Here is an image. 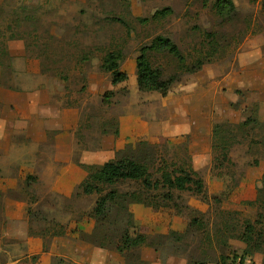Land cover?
Masks as SVG:
<instances>
[{"label":"rangeland","instance_id":"obj_1","mask_svg":"<svg viewBox=\"0 0 264 264\" xmlns=\"http://www.w3.org/2000/svg\"><path fill=\"white\" fill-rule=\"evenodd\" d=\"M216 1L0 0V96L7 118L13 116V104L2 92L33 93L34 108L51 109L44 130L33 123V137L18 129L13 145L0 147V182L13 178L26 183L27 190L22 189L27 195L19 198L32 202L30 217L39 221L31 232L59 220L91 217L99 197L84 195L80 188L88 167L139 158L152 162L154 180L163 170L195 172L191 175L202 180L207 198L193 193L195 185L190 191L173 190L181 214L174 206L134 204L120 231L104 221L98 233H107L115 243L126 227L134 236L146 233L163 262L175 258V264H191L220 253L240 262L245 245L228 237L241 233L245 220L264 214V209L248 205L256 200L264 177V0H233L237 14L230 20L218 15ZM165 8L171 13L153 19ZM157 37L170 39L187 65L204 61L194 73L181 71L180 81L166 94L141 91L137 82V58ZM111 51L122 53L121 71L128 75L116 86L103 69ZM149 57L166 76L177 73L179 62L168 53L152 51ZM216 125L224 126L221 136ZM58 143H66L67 151ZM142 143L150 151L141 150ZM59 171L70 181L63 188L68 195L54 190ZM140 189L136 184L119 188ZM14 195L0 194V237L1 202ZM193 218L201 221L199 227L191 228ZM226 225L230 231L223 237L230 246L221 248L214 237ZM174 232L185 234L179 239ZM124 259L145 264L137 250ZM246 259L244 264H262L260 254Z\"/></svg>","mask_w":264,"mask_h":264},{"label":"trees","instance_id":"obj_2","mask_svg":"<svg viewBox=\"0 0 264 264\" xmlns=\"http://www.w3.org/2000/svg\"><path fill=\"white\" fill-rule=\"evenodd\" d=\"M215 8L218 15L224 19H233L237 14L233 0H217ZM168 13H171V9L165 8L158 11L153 16V19L166 17ZM145 21L146 20H143V22ZM214 36L215 35H212L210 39L214 38ZM152 51L160 53L166 52L169 56L171 55V57L177 60L179 62L177 73L166 76L164 73L165 71H163L161 67L155 66L152 63L149 57V52ZM122 61L123 56L120 51L108 52L104 58L103 69L111 74V81L114 86L128 80V75L121 71ZM203 64L204 61L202 58H199L193 65H187L180 49L170 39L166 37H157L151 45H147L141 49L140 55L137 58L138 87L141 91L166 94L172 85L180 81L181 75H179V73H181V71L185 74H191L200 70ZM246 123H242L240 126L243 127ZM223 128V125H216L215 132L221 136ZM140 147L141 150H146L147 148L150 151L147 143L140 144ZM214 148L217 149L218 145H215ZM224 158H226V156H224ZM151 163L152 162L142 161L139 158L122 157L108 161L99 167H88V176L80 185V188L84 195H98L99 198L92 212V216L97 220L96 230L93 234L85 235V240L102 248L115 246L120 254L127 256V253L133 252L142 246L155 245L151 243L146 235H131L127 227L121 230L120 237L115 243L107 233H98L97 227H99L98 224H100V222L104 224L103 222L106 221L107 224L114 226V229L120 231L119 229H121V227H118L119 225H126V223H129L127 221L129 219V207L134 204L157 205L162 207L174 206L175 209L178 210V213L181 214L182 208L178 203H175L172 191H190L193 189V185H195L193 193L203 195L204 198H207L202 180H196L191 175V173L195 174V172L180 170V175H176L173 172L163 170L160 179L154 180L153 174L150 171V165H153ZM127 184H136L141 189L133 192H121L119 190L120 186ZM159 189L163 191L156 195L154 192ZM213 200L218 204L221 203V199L218 197L213 198ZM248 205H255L259 210L264 209V177L262 178V186L258 190L256 200L249 202ZM123 212L126 213V217L121 215ZM230 215L231 214H229V216ZM109 219L111 221H107ZM200 224L201 221L199 219L193 218L190 225L191 228H196L199 227ZM243 224L244 229L241 233L228 237L229 240H238L245 245L239 263H236V256L231 258L230 255L220 253L219 256L208 261L192 260L191 264H244L246 258H252L256 254L262 256V264H264V214L260 211L255 221L245 220ZM233 227L231 226V231H237L236 227ZM55 228H57V225L56 227L48 226L47 229L44 228L45 230L43 229L40 234L47 236L49 234L59 235L64 233L62 228L59 231ZM224 228L225 230L221 229L220 234L214 238H216L217 246L228 248V246H230L229 240L223 237V233L225 231H230V227L226 225ZM174 233L177 235L173 233H171V235L179 239H182L184 236L183 234H185V232L179 235L177 232ZM112 238H114V236ZM208 239L210 240V244L213 245V240H211L209 235ZM125 261H127V259Z\"/></svg>","mask_w":264,"mask_h":264},{"label":"crops","instance_id":"obj_3","mask_svg":"<svg viewBox=\"0 0 264 264\" xmlns=\"http://www.w3.org/2000/svg\"><path fill=\"white\" fill-rule=\"evenodd\" d=\"M2 94L6 95L13 104V108L10 105L13 116L7 118V107H5L3 96H0L1 109H3L2 114H0V147L7 150L8 147L13 145L11 138L14 131L26 129V133L30 138L34 136V130L30 128V125H36L35 128L39 127V129L44 130L48 118L46 116L51 109L45 107V109L34 108L33 93L2 92ZM33 123L35 124L32 125ZM8 143L9 146H6ZM58 145L61 146L60 150L67 151L66 143H58ZM62 169L66 172L71 169L72 172L70 173H74V169L71 167ZM65 171H59L55 178L54 190L60 196L68 195L70 192L63 189L70 184ZM3 184L4 182H0V189L5 192L0 194L11 191L15 195L4 199L6 200L5 204L1 202L4 207V221L2 224L3 235L0 237V264H126L124 255L120 254L116 248H102L85 240V235H90L95 230L96 221L92 217L82 219L81 222L72 220V218H70L71 221H55L58 230L62 228L64 231L63 234L59 235L49 234L43 236L40 234L41 231H38V233L31 232L30 230H35L36 223L39 221L36 222L30 217L32 202L29 204L28 200L19 198L20 195H27L22 189L23 187L27 190L26 183H16L11 178L10 181L5 183L6 185L4 184L5 186ZM27 185L29 186V183ZM56 225L54 223L47 226L56 227ZM170 228L172 227L169 226V231H171ZM179 229L173 228L172 231L180 232L184 230ZM141 234L146 235V233ZM137 251L140 253L141 260L146 264H175V258L170 259L168 262L161 261L156 246H142Z\"/></svg>","mask_w":264,"mask_h":264}]
</instances>
